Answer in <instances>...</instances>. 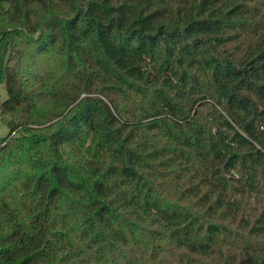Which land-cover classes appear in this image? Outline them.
<instances>
[{
	"label": "trees",
	"instance_id": "1",
	"mask_svg": "<svg viewBox=\"0 0 264 264\" xmlns=\"http://www.w3.org/2000/svg\"><path fill=\"white\" fill-rule=\"evenodd\" d=\"M0 264H264V0H0Z\"/></svg>",
	"mask_w": 264,
	"mask_h": 264
},
{
	"label": "rangeland",
	"instance_id": "2",
	"mask_svg": "<svg viewBox=\"0 0 264 264\" xmlns=\"http://www.w3.org/2000/svg\"><path fill=\"white\" fill-rule=\"evenodd\" d=\"M1 99L7 97V91L3 84L0 85ZM9 127L7 125L6 119L0 115V136H4L8 133Z\"/></svg>",
	"mask_w": 264,
	"mask_h": 264
}]
</instances>
